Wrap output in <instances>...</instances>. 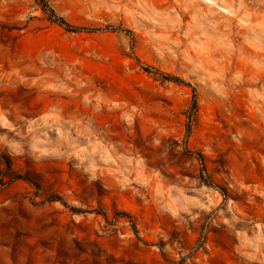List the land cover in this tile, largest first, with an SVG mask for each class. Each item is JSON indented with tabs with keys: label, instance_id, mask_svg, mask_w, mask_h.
<instances>
[{
	"label": "rangeland",
	"instance_id": "374dc122",
	"mask_svg": "<svg viewBox=\"0 0 264 264\" xmlns=\"http://www.w3.org/2000/svg\"><path fill=\"white\" fill-rule=\"evenodd\" d=\"M0 264H264V0H0Z\"/></svg>",
	"mask_w": 264,
	"mask_h": 264
},
{
	"label": "trees",
	"instance_id": "16d2710c",
	"mask_svg": "<svg viewBox=\"0 0 264 264\" xmlns=\"http://www.w3.org/2000/svg\"><path fill=\"white\" fill-rule=\"evenodd\" d=\"M51 13L53 14L54 20L57 21L59 24L64 25L66 28L70 29V30H79L78 27H75L74 25L69 24L65 19H63L62 17H58L56 15V12L54 11V9H51ZM174 78V77H173ZM174 80H178V79H174ZM195 106H196V102H195Z\"/></svg>",
	"mask_w": 264,
	"mask_h": 264
}]
</instances>
